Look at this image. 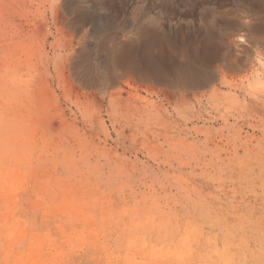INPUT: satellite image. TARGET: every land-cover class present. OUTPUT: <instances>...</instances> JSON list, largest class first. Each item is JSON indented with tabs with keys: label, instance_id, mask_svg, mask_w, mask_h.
Segmentation results:
<instances>
[{
	"label": "rangeland",
	"instance_id": "374dc122",
	"mask_svg": "<svg viewBox=\"0 0 264 264\" xmlns=\"http://www.w3.org/2000/svg\"><path fill=\"white\" fill-rule=\"evenodd\" d=\"M157 2L121 0L118 18L152 17L168 31L196 28L212 9L264 24L256 0ZM33 18L21 0H0V264H264V116L238 118L228 105L182 121L184 88L150 97L97 60L83 81L67 72L71 88L39 49L24 56L17 36L33 39ZM247 31L219 25L225 50L201 92L223 73L264 80V43ZM235 34L242 47L228 42ZM110 92L113 114L96 103Z\"/></svg>",
	"mask_w": 264,
	"mask_h": 264
},
{
	"label": "bare ground",
	"instance_id": "6f19581e",
	"mask_svg": "<svg viewBox=\"0 0 264 264\" xmlns=\"http://www.w3.org/2000/svg\"><path fill=\"white\" fill-rule=\"evenodd\" d=\"M119 1L121 0H21L24 12L34 17L27 22L30 25L28 32L32 33L33 39L31 40L30 35L27 41L26 38L17 36V43L25 48L24 56L27 59H31L33 48L39 49L36 60L48 68L51 66L55 71L57 67H63L61 72L65 74L70 87L73 85L67 72L69 74V70L71 73L75 71L83 81V77L91 70V74H95L96 66L93 61L97 60V66L110 72L119 70L120 77H128L124 84H131L134 91L143 90L150 97L159 93L162 96H173L171 89L184 88L185 93L179 95L182 98L181 109L177 110L176 115L182 121L192 123L205 114H215L218 117L223 108L226 110L227 107L224 106L228 105L229 110L240 113L238 118L245 115L263 118V107L258 95L264 91V80H259L254 69L245 70L241 75L223 73L219 83L209 91L200 90L209 82L216 61L223 57L225 41L218 34L219 25L246 27V37L249 33L248 43L253 44L256 41L264 43V24L257 20L243 23L238 17L230 18L211 9L209 14L202 16V22L196 28L189 24H176L172 27L173 31H165L159 22L148 16H143L138 21L133 18L127 27L118 18ZM157 1L155 6L161 10H167L168 5L173 2ZM256 4L264 13V0H256ZM134 16L137 17L136 14ZM212 18L216 22H211ZM123 32L125 37L121 35ZM238 35H232L228 41L233 48L243 46L239 43L243 35ZM227 54L230 55L231 51ZM234 78L240 81L241 86L232 84ZM135 79L141 83L136 84ZM223 89L227 91L224 92ZM233 89L234 92H231ZM90 94L93 98L98 96ZM238 94L240 95L237 96ZM84 95L90 98L88 94ZM115 98L117 95L110 92L96 103L101 105L106 100L107 111L113 114L111 103ZM203 101L205 107L201 105ZM158 111V108L149 109L147 116H143L148 117ZM255 118L254 123L258 122ZM152 120L158 121L156 118ZM242 121L245 120L242 118Z\"/></svg>",
	"mask_w": 264,
	"mask_h": 264
}]
</instances>
